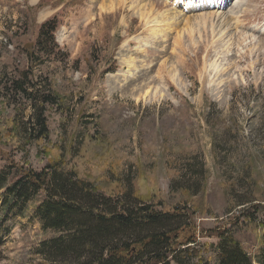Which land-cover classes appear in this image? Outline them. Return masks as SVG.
<instances>
[{
  "label": "rangeland",
  "instance_id": "1",
  "mask_svg": "<svg viewBox=\"0 0 264 264\" xmlns=\"http://www.w3.org/2000/svg\"><path fill=\"white\" fill-rule=\"evenodd\" d=\"M120 1L0 0V172L10 184L61 162L113 201L191 209L184 224L209 264L226 231L254 253L264 231V0H212L223 11L214 32L174 0ZM172 10L180 25L169 29L160 16ZM49 20L54 44L37 46ZM24 72L33 107L11 87ZM36 110L47 128L39 140L26 125ZM3 193L0 264H50L37 251L61 232L34 218L43 196L20 213ZM194 254L183 262L203 264Z\"/></svg>",
  "mask_w": 264,
  "mask_h": 264
},
{
  "label": "trees",
  "instance_id": "2",
  "mask_svg": "<svg viewBox=\"0 0 264 264\" xmlns=\"http://www.w3.org/2000/svg\"><path fill=\"white\" fill-rule=\"evenodd\" d=\"M55 30L53 20L44 22L37 46L48 40L53 45ZM26 80L24 72L11 87L33 107L35 94L28 90ZM57 101L54 96L44 104L56 105ZM28 118L26 125L35 134L34 139L44 138L47 128L43 112ZM7 177L5 171L0 172L3 207L21 213L41 194L44 200L36 208L34 218L44 230L61 232L57 238L42 242L37 251L50 264H185L183 259L188 253H195L191 256L198 262L209 264L192 248L198 244L191 231L188 236L191 224H184L192 215L187 207L163 208L141 199L132 203L128 194L121 196L124 198L119 202L113 201V195L92 193L91 185L78 179L61 162L47 165L40 172L26 169L10 184ZM217 239L212 264H264V231L260 246L252 254L240 246L233 233H219Z\"/></svg>",
  "mask_w": 264,
  "mask_h": 264
},
{
  "label": "bare ground",
  "instance_id": "3",
  "mask_svg": "<svg viewBox=\"0 0 264 264\" xmlns=\"http://www.w3.org/2000/svg\"><path fill=\"white\" fill-rule=\"evenodd\" d=\"M126 0H121L120 2H118L117 3V5H121L122 3L124 4V2H125ZM136 1V0H135ZM177 1V3H175L176 4V6L177 5H179V4H181V6L182 7H184V11H185V9L188 11V10H190L191 8H193V7H195L194 9H199V10H201L202 12L200 13V15L199 16H197L196 15V17L193 19V17H192V21L194 22H196L195 24H199V25H202L203 27L204 26H206V25H208V23H211V24H209L210 25V28H211V30L212 29H214L215 27H214V22L216 21V24L218 23V22H221L220 20L221 19H218V20H215L214 19V17H216L217 18V16H218V14L220 13V14H223L222 12H221V10H222V5H218V3L216 2L215 4H213V2H211L209 5H207V6H205V7H201V6H197V3H196V0H176ZM247 0H236L235 2L239 5V4H241V3H244V2H246ZM116 2H117V0H116ZM112 3V2H111ZM113 4V3H112ZM112 4H110V5H107L106 7H104L103 8V6H102V8L103 9H106V10H113L114 8H115V6H114V8L112 7ZM213 4V5H212ZM116 5V6H117ZM139 5H141V4H139ZM148 5V4H147ZM135 6V5H134ZM137 6V5H136ZM212 6V7H211ZM141 7V6H140ZM101 8V9H102ZM134 8V7H133ZM102 9V10H103ZM105 10V11H106ZM149 10V9H148ZM147 10V11H148ZM139 11V10H138ZM174 10H172V12L171 13H169L168 14V11H167V14H165V15H162V16H160L161 18H164V21H163V23H165V20L167 19L168 21H171L170 23L168 22V24H169V29H171V26H170V24H173L172 22H174V27L176 28V27H178L180 24V22H179V12L177 13V12H173ZM107 12V11H106ZM149 12V11H148ZM140 14V16H142V18H143V13L141 14V12L139 13ZM199 14V13H198ZM147 15V14H146ZM218 17H221V15H219ZM222 18V17H221ZM224 19H225V17H223ZM178 19V20H177ZM184 19H186V18H184ZM183 20V19H182ZM227 20V19H226ZM226 20H223L222 19V22H224L225 24H226ZM153 19L151 20V21H149V24L150 23H153ZM227 23H228V21H227ZM158 24V23H157ZM221 24V23H220ZM164 25V24H163ZM198 25V26H199ZM219 25V24H218ZM222 25H223V23H222ZM221 25V26H222ZM166 26H167V23H166ZM192 23H191V19H189V18H187L186 20H185V23H184V27H185V30H186V32L191 28V29H193L192 28ZM226 26H227V24H226ZM206 27H208V26H206ZM219 28H220V31L219 32H221L222 33V28H223V26L222 27H220V25L218 26ZM231 27V26H230ZM183 28V27H182ZM181 28V29H182ZM200 28V27H199ZM190 29V30H191ZM205 28H203V30H204ZM216 29V28H215ZM162 30V29H161ZM176 30V29H175ZM196 30V29H195ZM228 30V29H227ZM155 31H156V29H155ZM179 31H181V30H179ZM182 31H184V30H182ZM191 31H193V30H191ZM213 32H214V30H212ZM194 32V31H193ZM203 32V31H202ZM201 33V32H200ZM220 33V34H221ZM180 34L181 33H179V36H180ZM190 34V33H189ZM217 34V33H216ZM223 34V33H222ZM221 34V35H222ZM224 35V34H223ZM190 36H191V34H190ZM178 38H180V37H178ZM220 38H221V36H220ZM191 40V39H190ZM228 48V47H227ZM227 50V49H226ZM227 52V51H226ZM215 66V65H214ZM217 67V66H216ZM224 71V70H223ZM159 91V90H158ZM160 94V93H159Z\"/></svg>",
  "mask_w": 264,
  "mask_h": 264
}]
</instances>
